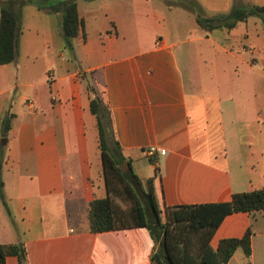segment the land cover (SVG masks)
Returning <instances> with one entry per match:
<instances>
[{"label":"crops","instance_id":"obj_1","mask_svg":"<svg viewBox=\"0 0 264 264\" xmlns=\"http://www.w3.org/2000/svg\"><path fill=\"white\" fill-rule=\"evenodd\" d=\"M191 1L211 17L234 0ZM76 6L82 29L70 46L62 12L17 6V57L0 66V117L12 116L2 146L0 245H21L24 264H150L158 244L145 228L88 232V203L106 190L103 181L104 197L93 198L86 178L84 123L96 93L86 75L144 189L157 171L166 208L227 203L264 188V26L252 17L208 33L194 7L173 0ZM247 229L250 262L264 264V210L228 215L210 246ZM237 252L227 264L245 263ZM5 262L19 264L15 256Z\"/></svg>","mask_w":264,"mask_h":264},{"label":"trees","instance_id":"obj_2","mask_svg":"<svg viewBox=\"0 0 264 264\" xmlns=\"http://www.w3.org/2000/svg\"><path fill=\"white\" fill-rule=\"evenodd\" d=\"M173 2L194 7L196 24L208 33L213 30L229 31L252 17L259 19L264 26V7L245 6L240 0H234L227 13L211 17L203 15L191 0ZM26 3L46 7L54 13L62 12L61 32L68 46L80 34L82 21L77 13L76 0H0V66L13 63L17 57L20 33L17 6ZM89 110L96 122L101 174L106 190L104 198L93 199L88 203L89 233L145 228L151 239L158 244L150 264H227L237 251L242 252L244 264H251L250 229L241 238L220 240L216 249L210 246V240L228 215L263 211L264 188L233 194L227 203L166 208L157 171L144 189L129 161L128 171L123 173L120 170L119 164L126 161V158L114 142L110 112L103 103L102 93L90 99ZM11 118L8 116L0 121V198L3 197L1 139L9 131ZM9 256L17 257L19 264H24L26 259L21 245H0V264H6L5 260Z\"/></svg>","mask_w":264,"mask_h":264},{"label":"rangeland","instance_id":"obj_3","mask_svg":"<svg viewBox=\"0 0 264 264\" xmlns=\"http://www.w3.org/2000/svg\"><path fill=\"white\" fill-rule=\"evenodd\" d=\"M86 83L88 87V80L91 81V84L95 88L94 96H101L98 88L95 87V82L93 81V75H86ZM1 116V115H0ZM1 120V117H0ZM85 131L84 136L86 138V159H87V167L88 170L86 172V178L89 181V188L93 193V198H101L104 197V187H103V177L101 174V161L99 159V151L97 148V131L95 128V122L93 117L91 121H85ZM111 143L110 139L108 140ZM237 253H240L238 251Z\"/></svg>","mask_w":264,"mask_h":264},{"label":"water","instance_id":"obj_4","mask_svg":"<svg viewBox=\"0 0 264 264\" xmlns=\"http://www.w3.org/2000/svg\"><path fill=\"white\" fill-rule=\"evenodd\" d=\"M4 144H5V139H1V145L3 146ZM119 168H120V170L123 173H125L129 169V164L126 161H124V162H122V163L119 164Z\"/></svg>","mask_w":264,"mask_h":264},{"label":"built area","instance_id":"obj_5","mask_svg":"<svg viewBox=\"0 0 264 264\" xmlns=\"http://www.w3.org/2000/svg\"><path fill=\"white\" fill-rule=\"evenodd\" d=\"M154 151H155L154 148H150V149L148 150V153H149L150 155H152ZM159 153H160V155H164V154H165V151H164V150H161V151H159Z\"/></svg>","mask_w":264,"mask_h":264}]
</instances>
